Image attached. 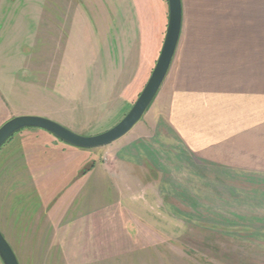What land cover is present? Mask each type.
<instances>
[{"label": "rangeland", "instance_id": "374dc122", "mask_svg": "<svg viewBox=\"0 0 264 264\" xmlns=\"http://www.w3.org/2000/svg\"><path fill=\"white\" fill-rule=\"evenodd\" d=\"M220 1L183 0L184 18L215 15ZM162 8L158 0H0V126L41 116L80 136L114 127L158 58L166 0ZM106 147L79 149L24 129L0 148V231L19 264H264L257 233L215 232L217 246H202L197 228L165 215L175 230H139L133 216L119 230L122 215L111 213L119 203L100 169Z\"/></svg>", "mask_w": 264, "mask_h": 264}, {"label": "crops", "instance_id": "0c3cea01", "mask_svg": "<svg viewBox=\"0 0 264 264\" xmlns=\"http://www.w3.org/2000/svg\"><path fill=\"white\" fill-rule=\"evenodd\" d=\"M181 5L167 95L106 147L100 169L119 203L111 213L120 211L121 231L131 216L139 230H175L165 215L197 228L202 246H217L211 233L223 231L257 233L264 247V0H221L219 13L190 21Z\"/></svg>", "mask_w": 264, "mask_h": 264}, {"label": "water", "instance_id": "95a60500", "mask_svg": "<svg viewBox=\"0 0 264 264\" xmlns=\"http://www.w3.org/2000/svg\"><path fill=\"white\" fill-rule=\"evenodd\" d=\"M167 27L158 58L136 101L126 115L111 129L94 135L80 136L52 120L41 116L13 117L0 126V148L17 132L32 128L45 131L69 146L97 149L111 145L125 137L143 118L154 102L170 69L182 26L181 0H167ZM1 264H19L15 253L0 231Z\"/></svg>", "mask_w": 264, "mask_h": 264}, {"label": "trees", "instance_id": "16d2710c", "mask_svg": "<svg viewBox=\"0 0 264 264\" xmlns=\"http://www.w3.org/2000/svg\"><path fill=\"white\" fill-rule=\"evenodd\" d=\"M166 1H167V0H166ZM167 6H168V4H167ZM28 129H32V128H28ZM12 137H13V136H12ZM12 137H11V138H12ZM11 138H10V139H11ZM10 139H9V140H10Z\"/></svg>", "mask_w": 264, "mask_h": 264}]
</instances>
